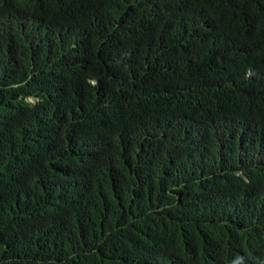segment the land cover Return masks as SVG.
Instances as JSON below:
<instances>
[{
  "label": "trees",
  "instance_id": "trees-1",
  "mask_svg": "<svg viewBox=\"0 0 264 264\" xmlns=\"http://www.w3.org/2000/svg\"><path fill=\"white\" fill-rule=\"evenodd\" d=\"M0 264H264V0H0Z\"/></svg>",
  "mask_w": 264,
  "mask_h": 264
}]
</instances>
